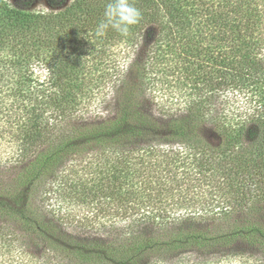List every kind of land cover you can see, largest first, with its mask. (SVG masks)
<instances>
[{"label": "trees", "instance_id": "1", "mask_svg": "<svg viewBox=\"0 0 264 264\" xmlns=\"http://www.w3.org/2000/svg\"><path fill=\"white\" fill-rule=\"evenodd\" d=\"M34 1L0 0V127L27 162L0 181V214L40 248L17 264H264V0H130L139 22L102 36L109 0ZM109 92L112 116L84 122ZM50 192L106 208L110 235L66 232Z\"/></svg>", "mask_w": 264, "mask_h": 264}, {"label": "rangeland", "instance_id": "2", "mask_svg": "<svg viewBox=\"0 0 264 264\" xmlns=\"http://www.w3.org/2000/svg\"><path fill=\"white\" fill-rule=\"evenodd\" d=\"M12 5H16L19 0H7ZM31 9L49 11L48 0H35ZM45 74V73H44ZM171 89L163 88L155 97L148 96L145 106L158 113L159 108L168 109L173 107ZM114 101L112 93L109 92L104 102L98 103L85 113L84 122L102 121L112 116ZM20 140L14 130L7 126L0 127V181L13 178L17 172L27 165V162L18 160ZM87 157V156H86ZM40 199V198H39ZM39 200L43 205L45 213L57 221V223L68 233L75 234L82 238H96L105 240L106 235L112 231L111 221L101 222L100 218L111 217L104 207H96L92 204L83 203L76 198L66 200L53 192L45 194ZM109 219V218H108ZM21 230L17 224L7 217L0 214V264H17L21 250H29L33 255L40 254V248L36 244V239L25 236L23 241L18 238ZM9 241L10 244L8 243ZM235 256H228L226 252H186L177 254L162 264H238Z\"/></svg>", "mask_w": 264, "mask_h": 264}, {"label": "clouds", "instance_id": "3", "mask_svg": "<svg viewBox=\"0 0 264 264\" xmlns=\"http://www.w3.org/2000/svg\"><path fill=\"white\" fill-rule=\"evenodd\" d=\"M141 18L140 10L130 0H109L105 5L103 20L97 26V35L102 36L108 28L126 35L130 26Z\"/></svg>", "mask_w": 264, "mask_h": 264}]
</instances>
